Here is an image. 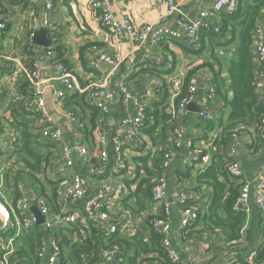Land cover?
Here are the masks:
<instances>
[{
  "label": "crops",
  "instance_id": "crops-1",
  "mask_svg": "<svg viewBox=\"0 0 264 264\" xmlns=\"http://www.w3.org/2000/svg\"><path fill=\"white\" fill-rule=\"evenodd\" d=\"M90 1L53 0L49 26L46 28L50 43L47 47H38L34 43L30 47L29 38L32 29L27 15V0H0V17L5 22V29L0 37V53L9 59H0V115L8 110L14 112L33 93L32 88L25 81L20 78L13 79L12 73L20 66L30 67L34 60L61 61L74 73L79 84L84 86L90 82V79H100L106 71L105 65H100L98 69L88 66L89 49L92 43L103 47L110 55L122 58L113 78V86L116 87L121 82L127 85L130 95L145 108L146 120L142 136L139 139L133 138L129 133L135 128L121 122L127 115L134 117L136 114L131 99L124 101L122 97H119L109 106L110 112L104 121L105 135L108 138L117 136L123 145L121 172L114 181L124 183L125 190L121 196V203L109 207L108 211L121 220V226L118 227L114 241L122 244L133 256H141L142 259L124 257L115 261L114 264H170L160 246V238L147 228L149 214L161 211L159 207L153 206L149 199L150 177L160 155L153 148L168 145L172 130L177 126L185 128L187 135L195 134L197 136L195 143L205 146V154L209 157L208 164L201 163L187 169L178 158L166 171L167 201L172 203L180 194L190 198L196 197L197 208L202 212L201 218L206 212L208 213V207L213 200V190L205 181L198 182L197 177L200 173L213 165V162H219L231 156V150L235 151L232 158L241 164L246 178L256 176L264 163V139L256 137L252 126L239 130L235 139L230 135L233 129L223 130L220 126L221 121L226 123L229 114V108L222 95H227L226 100L232 97L227 69L238 43L230 34L216 35L211 30L204 31V38L196 48L187 49L182 42H174L169 47L162 43L153 48L150 61L140 63L143 53L136 51L133 43L123 41L118 49L113 47L112 39L102 28L96 14L88 9ZM173 1L183 12L190 17H195L197 3L201 2L206 7L214 0ZM110 3L112 13L117 18L129 16L135 24L139 25L156 23L170 29L176 27V16H165V5L160 0H110ZM207 20L211 26L220 29L223 16H210ZM257 20L264 28V3ZM47 50L52 52L50 58H47L49 56L45 53ZM160 56H163V62L157 64ZM252 56L255 74V56ZM54 75V70H49L44 77ZM177 78L182 80L183 91L190 83L201 85L206 79L216 83L217 93L209 103L206 118L198 117L199 102L189 105L190 114L188 113L185 117L177 116L176 119H171V116L167 114L162 115L159 105L176 101L173 97L174 90L171 88V82ZM220 81L221 89L218 87ZM54 86L57 89L60 88L57 82ZM255 88L259 90L258 92L264 89V82L256 75ZM44 97L67 143L91 142L96 110L86 103L85 95L70 94L67 100V109H74L78 114L77 124L74 126L66 124L57 114L59 107L52 99L51 89H45ZM36 121L38 124L41 118L36 116L29 119L27 128ZM198 140L203 141L199 143ZM90 145L93 146V144ZM57 149L59 150V146ZM35 150L41 153L40 149L35 148ZM215 154L219 157L212 160ZM47 158L50 160L52 156L48 155ZM110 159L114 161L113 155H110ZM56 160L60 161V157ZM74 171L79 172V169L75 167ZM30 173L31 171L27 169L19 155L9 173L11 179L5 181L4 193L8 198H13L11 180L15 179L26 184L28 199L32 200L39 194L46 196L52 211L48 218V228L41 227L42 224L37 225L40 227V238L37 244H40L44 234L50 231L55 234L63 249L62 264L96 263L100 259L102 250L108 246L106 234L89 229L84 234L74 235L71 231L57 229L54 226V212L58 210L59 204L55 185L49 182L38 183ZM221 174L219 172L218 178L223 182L225 180ZM82 179L94 190L100 184L99 177L94 178L85 170H83ZM250 207L249 247L230 252L226 246L227 241L219 229L212 230L201 222L191 228H181L177 208L172 206L169 234L172 246L181 258L182 264H215L231 253H238L243 258L251 249H260L259 258H264V256L261 257L264 254V233L259 225L263 214L253 206L252 201ZM32 208L36 211V208L32 206L29 211L31 214ZM126 209L129 213L125 214L123 219L121 212ZM142 210L147 214L139 218V212ZM21 244L22 241L10 260L11 264H39L34 253H31L29 257L18 255L19 248L23 245Z\"/></svg>",
  "mask_w": 264,
  "mask_h": 264
},
{
  "label": "built area",
  "instance_id": "built-area-1",
  "mask_svg": "<svg viewBox=\"0 0 264 264\" xmlns=\"http://www.w3.org/2000/svg\"><path fill=\"white\" fill-rule=\"evenodd\" d=\"M165 5V16L175 15L176 27L170 29L160 24H135L129 16L117 18L113 15L110 0H91L88 9L96 14L103 29L112 39L113 47L118 49L123 41L134 44L136 51L143 55L140 63L150 61L151 51L162 43L171 46L174 42H182L187 49L196 48L201 43L204 31H213L219 34V28L208 23L210 16L231 15L237 12L240 0H214L209 6L204 7L197 3V15L190 17L183 12L173 0H160ZM53 8L52 0H27V15L31 22L32 33L29 38V46H33V35L37 28H47L49 17ZM5 29V22L0 17V37ZM90 59L88 66L98 69L100 65L106 66L105 74L100 79H90L86 85L77 81L74 73L67 69L61 61L50 60L33 61L30 67H18L12 74L13 79H22L33 90L30 98L14 112L8 110L0 115V264H11V258L17 251L22 237L29 234L37 226V217L29 213L31 207L36 208L37 215L43 219L41 225L49 227V215L51 205L43 194L34 199H28L27 186L21 181L12 179V191L14 196L8 198L4 193L6 179H11L10 171L13 163L19 158L18 146L21 138V130L17 127L18 114L26 116L27 120L39 116L41 121L31 124L27 132L31 137L34 148L40 149V166L37 172L31 171L32 178L41 184L53 183L58 196L59 208L54 212V226L61 231H71L84 234L86 230L104 232L108 239V246L100 254V259L92 264H114L124 257H134L139 260L141 256H133L122 244L114 241L121 226V220L108 211V208L119 205L125 190L124 183L115 182V177L120 175V161L122 159L123 145L117 136L105 135L104 121L109 114V106L117 98L124 101L131 99L136 112L134 117L126 116L122 124L132 125L135 129L129 133L133 138L139 139L145 129L146 112L143 105L133 98L124 82L113 86V78L119 69L122 58L110 55L103 47L92 43L90 46ZM46 55L52 54L47 50ZM251 53L254 55L255 74L264 82V28L257 20L252 34ZM6 59L0 53V59ZM9 60V59H6ZM163 62V56L157 59V64ZM49 70H54L53 77H44ZM20 76V77H19ZM255 78V77H254ZM60 86L57 89L54 84ZM193 82V81H192ZM174 90L173 97L176 101L159 105L162 115H169L171 119L177 116L188 115V107L193 102H199V118H206L209 103L214 99L217 85L212 80L206 79L203 84L190 83L183 91V83L180 78L171 82ZM45 89H51L52 99L58 105L57 114L70 125L77 124V113L74 109H67L66 104L69 95H85L88 105L96 110L95 124L92 129V140L89 143L75 141L67 143L61 127L56 123L50 113L44 93ZM255 92L258 105L262 113L258 121L251 125L258 139H264V89ZM170 92V90H169ZM190 114V113H189ZM244 127L234 128L231 137L235 139L239 130ZM185 128L177 126L173 128L169 144L159 148H153L159 155V161L151 174V186L149 199L151 204L159 207V213H150L147 219V228L160 238V246L170 264H182L181 258L172 246L171 236V211L172 206L177 208L179 224L187 229L198 224L201 219V211L197 208V198L180 194L179 197L169 203L167 201L166 171L176 159H180L187 169L198 164H208L209 157L205 154V146L197 145V136L187 135ZM203 140H198L201 143ZM90 144H93L91 146ZM59 146V150L57 147ZM235 154L231 150V156L223 158L219 169L223 174L238 186V194L232 205V211L244 216V222L235 240L227 242L230 252L249 247L248 229L250 225V202L263 214L261 222L264 233V163L259 173L253 178H246L241 164L232 158ZM51 155L52 159L47 156ZM113 155L114 161L110 159ZM60 157V161L56 158ZM22 165V163H21ZM79 172H75L74 168ZM83 170L89 175L99 177L100 184L94 190L89 183L82 179ZM129 210L121 212L124 219ZM147 213L139 212V218ZM35 258L39 264H62L64 252L58 243L55 234L47 231L40 244H36ZM260 249H251L241 258L238 253L228 254L224 259L215 264H264V258H259ZM63 261V262H62ZM139 263H143L138 261Z\"/></svg>",
  "mask_w": 264,
  "mask_h": 264
},
{
  "label": "trees",
  "instance_id": "trees-1",
  "mask_svg": "<svg viewBox=\"0 0 264 264\" xmlns=\"http://www.w3.org/2000/svg\"><path fill=\"white\" fill-rule=\"evenodd\" d=\"M263 3L264 0H240L236 13L222 15V26L218 35L230 34L238 43L235 54L229 62L227 69L230 82L229 89L232 92V97L226 100L227 95H222L224 101H226L225 104L229 108L226 123L221 121L220 126L223 130H230L237 127H250L258 121L262 113L255 92L251 43L255 23ZM203 38L204 33L202 34L201 41ZM218 87L221 89V81ZM16 120L19 121L16 125L21 130L18 154L29 169L37 172L40 166V156L33 147L31 137L27 132L28 120L23 114H18ZM213 156L212 160L215 157H219L216 154ZM220 162L221 160L219 162H213L212 164L217 168L211 165L197 177L198 182L205 181L211 185L213 190V200L208 207V213L206 212L205 216L198 223H205L204 225L212 230L219 229L224 239L229 242L237 238L238 232L244 222V216L232 211V205L238 194V186L230 182L223 175V172L219 169ZM219 172L220 174L222 173L221 175L226 182L219 180ZM39 232L40 227L35 226L30 236L22 237L23 245L21 244L22 247L19 248V256L29 257L31 253L35 252L37 241L40 238ZM263 256L264 254L261 257Z\"/></svg>",
  "mask_w": 264,
  "mask_h": 264
},
{
  "label": "water",
  "instance_id": "water-1",
  "mask_svg": "<svg viewBox=\"0 0 264 264\" xmlns=\"http://www.w3.org/2000/svg\"><path fill=\"white\" fill-rule=\"evenodd\" d=\"M33 43L35 46L38 47H47L50 43V39L47 33V30L43 27H39L36 29L33 35ZM33 210V208H32ZM34 215L37 217V225H40L43 223V219L39 217L36 213V211H32Z\"/></svg>",
  "mask_w": 264,
  "mask_h": 264
}]
</instances>
